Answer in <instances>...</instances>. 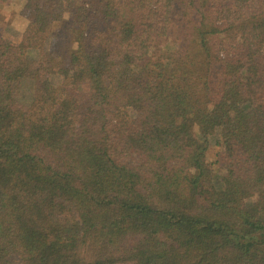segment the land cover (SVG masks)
I'll list each match as a JSON object with an SVG mask.
<instances>
[{"label": "trees", "instance_id": "obj_1", "mask_svg": "<svg viewBox=\"0 0 264 264\" xmlns=\"http://www.w3.org/2000/svg\"><path fill=\"white\" fill-rule=\"evenodd\" d=\"M20 14L0 32V264H264V0Z\"/></svg>", "mask_w": 264, "mask_h": 264}, {"label": "rangeland", "instance_id": "obj_2", "mask_svg": "<svg viewBox=\"0 0 264 264\" xmlns=\"http://www.w3.org/2000/svg\"><path fill=\"white\" fill-rule=\"evenodd\" d=\"M22 0H7L0 3V32H4L10 38H17L25 25L26 20L20 14ZM30 89H26L24 97L29 96ZM214 149L209 151V159L213 157Z\"/></svg>", "mask_w": 264, "mask_h": 264}]
</instances>
